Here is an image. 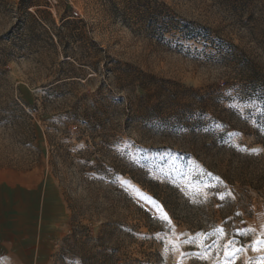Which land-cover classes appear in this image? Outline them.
<instances>
[{"label":"rangeland","instance_id":"rangeland-1","mask_svg":"<svg viewBox=\"0 0 264 264\" xmlns=\"http://www.w3.org/2000/svg\"><path fill=\"white\" fill-rule=\"evenodd\" d=\"M237 64L264 70V0H0V264H70L65 238L83 228L97 236L110 219L135 224L145 212L157 222L159 264H264V196L252 192L253 214L235 236L219 214L217 232L195 231L130 176L87 173L79 158L80 120L144 94L130 70L142 84L150 75L155 88L171 82L214 98L209 115L235 128L227 142L264 154V102L237 95L247 74ZM167 144L134 126L118 149L195 203L237 199L239 187L207 159Z\"/></svg>","mask_w":264,"mask_h":264},{"label":"trees","instance_id":"trees-1","mask_svg":"<svg viewBox=\"0 0 264 264\" xmlns=\"http://www.w3.org/2000/svg\"><path fill=\"white\" fill-rule=\"evenodd\" d=\"M236 49L231 45L228 51L233 61H236L233 59ZM237 65L247 72L246 80L236 88L237 95L264 102V70L258 71L253 64ZM129 73L134 75L131 78L134 92L141 89L144 94L134 96L137 102L124 108L121 106L126 99L114 100L111 109L104 105L94 108L93 114L80 120L83 128L78 135L86 144V149L79 153V158L85 160L80 162L81 166L87 173L103 177L130 176L163 204L172 219L191 230L217 232L219 214L225 232L233 236L238 223L253 214L249 211L252 192L264 196V154H246L227 142L230 131L235 128L228 117L209 115V108L213 106L209 101L215 103L214 98L171 82L162 81L160 88H155L159 82L154 76H146L149 84H142L143 79L136 78L135 71ZM18 103L23 110L32 108L22 100ZM134 126H139L143 134L160 136L163 146L168 141L181 142L184 153L207 159L206 168L214 176L227 187H239L237 199L226 198L221 202L215 195L206 202L195 203L177 187L150 179L146 170L118 149L127 131ZM135 221L132 224L122 218L110 219L97 236L83 228L78 231L81 235L77 232L62 241L65 244L62 255H67L70 264H159L161 256L150 230L151 223L157 222L147 212ZM143 227H148V232H141ZM132 244L136 247L132 248Z\"/></svg>","mask_w":264,"mask_h":264},{"label":"snow or ice","instance_id":"snow-or-ice-1","mask_svg":"<svg viewBox=\"0 0 264 264\" xmlns=\"http://www.w3.org/2000/svg\"><path fill=\"white\" fill-rule=\"evenodd\" d=\"M221 198H223V197H221ZM164 218L166 219L167 217H166V214H164ZM222 231V230H221Z\"/></svg>","mask_w":264,"mask_h":264}]
</instances>
